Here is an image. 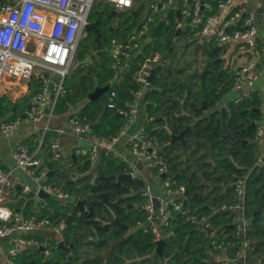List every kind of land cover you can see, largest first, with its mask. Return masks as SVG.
Masks as SVG:
<instances>
[{
	"label": "trees",
	"instance_id": "obj_1",
	"mask_svg": "<svg viewBox=\"0 0 264 264\" xmlns=\"http://www.w3.org/2000/svg\"><path fill=\"white\" fill-rule=\"evenodd\" d=\"M145 11L146 3L142 2L135 15L138 18ZM111 14L112 8L108 4L96 2L90 20L101 16L103 22L99 29L107 33V41L101 38L103 42L98 46L96 40L90 42L87 37L82 40L84 48L101 50L100 59L106 57L104 49L116 35L110 27L108 31L105 29L106 24L112 22ZM176 17L177 12L172 11L165 20L153 26L151 40L139 55L144 62L159 54L158 61L153 63L156 74L142 95L145 110L152 117L146 122V131L160 141L161 152L168 164V175L186 185V209L191 215H208L212 206L232 202L234 183L247 176L246 206L251 218L250 236L253 241L249 261L251 264H264V166L256 165L259 149L256 131L264 118L263 99L254 89L239 103L231 101L219 106L221 98L232 90L235 74L225 61L227 45L217 43L216 38L210 43L199 41L203 43V51L208 53L207 62L203 69L184 76L192 63H183V59L191 46L199 42L189 41L187 48L178 55L177 43L187 40L190 29L186 28L176 36ZM131 20L132 14H128L121 36L125 37L137 28L136 22ZM139 69V65L133 64L121 80L115 68L109 67L107 80H103L109 89L94 101L89 100V94L100 86L91 76H68L64 82L67 92L57 102L56 109L67 105L76 108L83 103L79 115L92 123L106 111L102 122L92 132L102 138L117 136L125 123L118 108L136 100L140 84L134 79V74ZM39 88V84L34 85L33 92ZM112 92L117 94L113 100ZM30 98L27 96L21 101L11 102L6 96H0V117L10 114L8 118H13L23 113L24 108L30 105ZM110 101H115L117 106L110 108ZM204 102L207 109L203 107ZM188 126L185 145L180 140H173L172 134H179ZM55 135L52 132L46 134L45 143L49 148ZM24 142L34 148L32 140ZM46 156L44 164L53 171L50 178L59 180L53 184L72 194V199L60 201L49 198L44 213H52L53 221L70 219L68 224L63 223L62 234L67 245H74L72 257L65 258L69 255L67 252L53 249L51 261H48L39 249L33 252L25 250L19 256L18 264H55L59 256L63 257L59 264H210L206 233L184 216H179L167 228L163 257L155 253L156 242L150 232H129L145 216L139 209L137 214L127 210V203L135 199L142 202L143 198L140 192L122 199L118 196L142 189L145 180L137 177L130 181L119 177L129 173L128 161L114 154L104 155L96 172L90 173L92 162L87 163V159L81 156L71 157L69 168L61 161H51L52 153ZM34 198L35 192H24L21 188L12 195V209L30 216ZM81 198L86 200L88 210L79 214L76 202ZM226 218L224 213L216 215L215 225ZM116 219L126 223L129 229L114 223ZM51 241L57 244L56 239ZM115 241L119 242L110 248L109 243ZM89 247L99 253L107 252V256L91 258V254H84Z\"/></svg>",
	"mask_w": 264,
	"mask_h": 264
},
{
	"label": "built area",
	"instance_id": "obj_2",
	"mask_svg": "<svg viewBox=\"0 0 264 264\" xmlns=\"http://www.w3.org/2000/svg\"><path fill=\"white\" fill-rule=\"evenodd\" d=\"M96 2L108 4L113 16H116L110 27L116 35L104 49V59L99 58L101 50H88L82 46L84 26L95 22L90 20V15ZM142 2L146 3V11L137 18L135 12L139 11ZM172 11L177 12L176 27L190 29L187 36L190 40L204 41L211 36L216 38L217 43L227 45L228 51L234 48L241 54L251 53L246 62L235 63L232 68L235 74L232 90L237 93L233 101L241 102L254 90L260 77L258 59L264 50L261 42L264 0H0V96H6L11 102L24 96L31 97L30 105L23 113L13 118H0V132L5 137L16 136L26 119L32 121L35 124L33 128L40 133L34 148L20 141L12 152L17 167L33 182V185L23 184L21 188L24 192H35V198L40 201L30 216H24L9 206L17 182L12 172L0 168V238L10 239L7 264H18V257L26 246L35 249L44 247L45 255L50 256L54 247L51 239L32 234L43 229L60 234L63 230V223L53 221L52 213L46 214L44 209L48 206L49 198L66 201L72 199V194L48 181L50 170L44 164L43 144L56 104L67 92L65 79L71 75L85 74L106 81L107 70L112 64L123 80L133 64L140 66L134 74V79L140 84L136 100L118 108V113L125 118L120 133L95 141L90 146L78 147L74 152L92 163L112 154L128 161L119 154L120 138L137 122L139 98L149 84L151 64L159 59L156 55L142 62L139 50L142 40L148 35L152 37L153 26L165 20ZM124 12L132 14L131 21L137 24V28L125 37L121 36L127 19ZM36 84L40 88L33 92ZM116 97V92H112L111 100ZM108 106L115 108L117 104L110 101ZM150 119L152 117L145 111L138 132L126 141L131 154L146 161L157 174L156 185L143 178L145 184L140 191L143 201L139 211L145 219L138 221L133 230L150 232L157 243L165 239L167 228L179 216H184L206 233L210 264H251L249 255L253 241L250 236L251 218L246 206L247 176L234 183L232 202L212 206V212L208 215L189 214L186 209L188 201H185L186 185L168 175L161 143L146 131V122ZM92 124L79 115V110L69 120L73 134L78 138L92 133ZM63 132L64 128L57 129L50 142L53 162L63 161L67 157L60 139ZM31 139L36 140L34 137ZM256 140L259 144L256 165L264 166L262 124L257 127ZM128 163L133 179L142 178L137 167L132 162ZM41 190L50 197H40ZM220 213L226 214L227 218L215 225V217Z\"/></svg>",
	"mask_w": 264,
	"mask_h": 264
},
{
	"label": "crops",
	"instance_id": "obj_3",
	"mask_svg": "<svg viewBox=\"0 0 264 264\" xmlns=\"http://www.w3.org/2000/svg\"><path fill=\"white\" fill-rule=\"evenodd\" d=\"M261 42L264 45V32H263L262 37H261ZM234 50H235L234 48H232V49L230 48L229 51H228V49L226 51V54H228V56H229L228 63L231 66V68H233L235 63L242 64V63L246 62V60L251 56V53L249 55L248 54H241L240 52H237V51H234ZM156 55L159 58V54H156ZM258 68H259V72H260V77H259L254 89L257 90L260 93V95H261V97L263 99L262 110H263V113H264V50L261 51V54L259 56ZM75 75H77V74H75ZM78 75H80V74H78ZM91 78H92L93 81H96L95 79H93V76H91ZM95 78H97V77H95ZM98 80L100 81V83L98 85L100 87H102L104 82L102 80H100L99 78H98ZM26 97L27 96L19 98V99L16 100V102L21 101V100H23ZM142 98H143V96H141L139 98L138 104H139L140 109L144 110V112H145L146 110H145V106H144ZM225 103H228V102L225 101ZM225 103H223L222 105H225ZM82 106H83V103H82V105L74 108L69 116H67V115H62L61 116V115H59V116L55 117L54 115H52V117L49 120V125H50L49 132H52L53 134H57V129L64 128V132L60 135V139H61V142H62V147L65 150V152L67 153V157H66L65 160H63V162L68 166V168L70 167L69 164L71 162V157H74L73 155H75L74 152H75L76 148H78V147H87V146H90L95 141L104 139L102 137L96 136L93 132L90 133V134H85L81 138H78V137H76L73 134V131H72L70 125H69V120H70V117L74 114V112L80 110ZM24 110H25V108H24ZM8 116H5L3 118H7ZM142 119L138 118L137 122L130 126V128L127 130L126 134L121 136L120 142H119V146H118V151H119L120 155H122L123 157L127 158V160L129 162H132L137 167V170H138L139 174L143 178V176L145 175L144 171L147 170V169L143 168V164H145L146 167H148L147 166L148 163L146 161H144V160L135 158L131 154L130 149H129L127 143H126V141L128 140V138L131 135H134V134H136L138 132L139 122ZM38 125H40V124H38ZM29 129L31 130V126H25L22 129L20 128V132L16 136L6 137V139H2L0 137V168L12 172V176L17 182L16 183V187L20 186L18 189L15 187V191H14L13 194H15L19 189H21V186L23 184L29 183V184L33 185V182L30 179H28L26 177V175L17 167V164H16V162H15L13 156H12L13 149L15 148L17 143L20 142V141H24L26 139H30V140L33 141L32 146L33 147L36 146L37 138L40 135H37L36 133H33V134H30L28 136ZM1 135L2 134L0 132V136ZM31 137H34L36 140L31 139ZM46 146H47L46 143L43 144V147L46 148ZM44 153H45V160H46V158H47V156H46L47 155V149H46V152L44 151ZM101 159H102V157L97 162L93 163L95 165L92 167L90 173H95L93 171H94V169H95V171L97 170V164L100 162ZM141 164H142V166H141L142 168L140 167ZM72 167H74V166H71V168ZM52 173H53V171H50L49 178L52 176ZM79 176H81V175H79ZM145 178L146 177L144 176V179ZM146 180H148V179L146 178ZM48 181H49V179H48ZM154 182L157 183L156 180ZM11 198H12V196H11ZM46 230H49V229H43L41 231V233H40V237L41 238L56 239L57 241L60 238H63V234H62L63 232L59 234L56 231H52V232H49L47 234ZM133 231H134L133 228L129 229V232H133ZM35 234H38V231L33 233L32 235H35ZM45 234H47L46 237H45ZM9 240H10L9 238H1L0 239V264H7V251H8V248H9ZM118 242L119 241L110 242L109 243V245L111 244L110 248H112ZM25 250H30V252L34 251L31 248H28L26 246V247H23L21 254ZM71 254H72V252H71ZM99 254H101V255L97 254L95 256H104V257L107 256V252L106 253L103 252V253H99ZM69 256H70V254L68 256H66L65 258L69 259ZM92 257H94V256H91V258ZM62 261H63V257L59 256V257H57V261H55V262L58 263V262H62Z\"/></svg>",
	"mask_w": 264,
	"mask_h": 264
},
{
	"label": "rangeland",
	"instance_id": "obj_4",
	"mask_svg": "<svg viewBox=\"0 0 264 264\" xmlns=\"http://www.w3.org/2000/svg\"><path fill=\"white\" fill-rule=\"evenodd\" d=\"M127 12H124V17L125 18H127ZM116 20V16H113L112 17V22H109V23H107L106 25V27H105V29L108 31V28L113 24V22ZM213 39V37H209V38H207V39H205L203 42H207V43H210L211 42V40ZM151 40V37H150V35H148L147 37H145L143 40H142V46H141V49L139 50V52L140 53H142V49H143V46L148 42V41H150ZM196 40H198V39H196ZM184 41L185 40H180L178 43H177V52H178V55H180V53L181 52H183V44H184ZM197 42H199V41H197ZM201 42H199L197 45H193V47H191L190 48V50L187 52V54H186V56L184 57V62L183 63H186V62H188V63H192V65L190 66V68L188 69L189 71L188 72H186L185 74H184V76H186L187 74H189V72H193L194 70H196V69H198V70H201V69H203V66L206 64V62H207V59H208V53H206L205 51H203V46H201L200 48H199V50L197 51L196 50V48H197V46L200 44ZM201 44H203V43H201ZM225 56V58H226V63L229 61V56H228V54H225L224 55ZM88 60V59H87ZM154 63V62H153ZM153 63L151 64L152 65V67H153ZM109 67H112V64H111V66H109ZM93 79H95L96 81V83L97 84H99L100 83V81L98 80V78H95V77H93ZM236 92L235 91H233V90H231L229 93H227L223 98H221V100L219 101V105L220 106H222V104L223 103H225V101H227V102H231V101H233L234 100V98H235V96H236ZM227 103H225V105H226ZM49 105L51 106V103H49ZM73 109H74V107L73 106H69L68 107V105L67 106H64L63 108L61 107V106H59V108L58 109H56V107H55V110H54V112H53V115L56 117V116H59V115H67V116H69L70 114H71V112L73 111ZM143 116H144V110H142V109H140V112H139V115H138V118L139 119H142L143 118ZM1 119H3V117H0ZM68 118V117H67ZM52 124V123H51ZM34 123L32 122V121H29V120H23V125H22V127H21V129L22 128H24L25 126H31V130H29V133H28V136L30 135V134H33V133H36L37 135H40V133L38 132V130L36 129V128H33L34 127ZM262 125H264V118H263V120H262ZM167 130H169V128H167ZM2 139H6V137L5 136H3V135H1L0 136ZM51 154V149L49 148V145L47 146V154ZM61 164H65L63 161H61ZM95 164H93L92 163V167L94 166ZM142 166V164L140 165V167ZM148 166V165H147ZM142 168V167H141ZM143 168H145V169H147V170H145L144 171V173H145V177L148 179V180H150V181H152L153 182V185L155 184L154 183V181H155V179L157 178V174L151 169V168H149V166L148 167H146V165L145 164H143ZM93 172H96L95 171V169H94V171ZM144 176H143V178H144ZM145 178V179H146ZM49 179V181L51 182V183H58V178H53V179H51V178H48ZM141 190V189H140ZM13 202V201H12ZM40 201L39 200H37L36 198H34L33 199V201H32V210L38 205V203H39ZM9 206L12 208V204H11V202H10V204H9ZM46 232H47V234L49 233V232H52V230L51 229H49V230H46ZM40 233H41V231H39L38 232V234H35L34 236H36V237H38V238H41L40 237ZM47 234H45V237L47 236ZM52 235V234H51ZM1 239V238H0ZM43 239H45V238H43ZM110 246H111V244H110ZM31 249L32 250H36L34 247H31ZM91 254V256H95V255H101V254H99L93 247H89V248H87L86 249V251L84 252V254ZM106 253V252H105ZM48 258V259H47ZM47 260L48 261H51V255L50 256H47Z\"/></svg>",
	"mask_w": 264,
	"mask_h": 264
},
{
	"label": "water",
	"instance_id": "obj_5",
	"mask_svg": "<svg viewBox=\"0 0 264 264\" xmlns=\"http://www.w3.org/2000/svg\"><path fill=\"white\" fill-rule=\"evenodd\" d=\"M260 12L262 10H259ZM114 13L111 14V16L113 17ZM179 15V13H178ZM102 18L101 16L99 15L98 18L95 20V22L93 23H88L84 26V31H85V34H90V33H94L96 35V38L97 40L99 41L101 38H105V35L103 32L100 31L99 29V24L102 22ZM188 22H190V18H188ZM181 28H179L177 30V36H179V34L181 33ZM203 46V44H199L197 46V49L196 50H199V48ZM134 57L132 58V61H134ZM156 74V68L155 66L152 67L151 69V72H150V75L148 76V82L151 83L153 77L155 76ZM109 89V85H105V86H102V87H99L97 88L95 91L91 92L89 94V100L90 101H94L96 99H98L101 95H103L105 92H107V90ZM205 109H207V105L206 103L204 102V106H203ZM258 109V108H257ZM106 111L100 116L99 120L97 122H94L92 124V128L93 129H96L98 128V126L100 125V123L102 122L103 118H104V115H105ZM255 123L253 122V125ZM189 130V126L182 130L179 134H172V137H173V140H180L184 145L186 144V140H185V133ZM74 157L76 155H73ZM87 163H91V160H86ZM50 175V173H49ZM163 177L165 176V174L162 175ZM120 178H126V179H129L130 181L133 180V177L131 174H127V173H124L122 175L119 176ZM71 183L74 182V180H71L70 181ZM20 186H17L16 188L18 189ZM39 196L40 197H46V198H49L50 195L46 192H44V190H41L39 192ZM187 202V199L185 200ZM85 203H86V200L85 199H79L77 202H76V205L78 206L79 208V214H81L83 211L85 210H88L85 206ZM70 221V219H67V220H64V221H61V220H58V222H63L65 225L68 224V222ZM115 223L119 224L120 226H124L126 229H129V226L126 225V224H123L121 221H119L118 219H116L114 221ZM165 243H166V240L165 239H161L159 240L157 243H156V249H155V253L157 255H159L160 257H163L164 256V247H165ZM74 248V245L71 244V245H67L65 240L63 238H60L58 241H57V244H56V247H54L53 249H58V250H62L64 252H67L70 254L69 258L72 257L71 255V252ZM39 250L42 252V256L45 257V248L44 247H40ZM55 264H58L57 262H55Z\"/></svg>",
	"mask_w": 264,
	"mask_h": 264
},
{
	"label": "flooded vegetation",
	"instance_id": "obj_6",
	"mask_svg": "<svg viewBox=\"0 0 264 264\" xmlns=\"http://www.w3.org/2000/svg\"><path fill=\"white\" fill-rule=\"evenodd\" d=\"M103 20V19H102ZM176 21L178 22V19H176ZM103 22V21H102ZM101 22V23H102ZM111 27V26H110ZM178 29V28H177ZM184 30V28H182V30H181V32ZM84 32V31H83ZM104 33V32H103ZM104 35H105V38H102L103 40H104V42L105 41H107V33H104ZM180 35V34H179ZM177 36V35H176ZM88 38L89 39V41L90 42H93L94 40H96L97 41V45L98 46H100L101 45V43L103 42V40H97V38H96V35L94 34V33H90V34H85L84 36H83V39L84 38ZM187 38V37H186ZM82 39V40H83ZM189 41H191L189 38H187V40L186 41H184V44H183V49L184 48H187V46H188V42ZM192 47V46H191ZM197 49V48H196ZM198 51V50H197ZM183 52H181L180 54H182ZM141 190H140V188H138V189H134V190H131V192L130 193H128V194H125V195H123V196H118L119 197V199H122V198H127L128 196H131V195H133V194H136V193H139ZM128 205H127V210H130V211H134V213L135 214H137V211H138V209H139V206L141 205V201L139 200V199H135L134 201H128V203H127ZM120 221V220H119ZM122 222V221H121ZM63 223V222H62ZM115 223V222H114ZM123 224H126V223H124V222H122ZM127 225V224H126ZM54 247H56V244L54 245ZM53 247V248H54Z\"/></svg>",
	"mask_w": 264,
	"mask_h": 264
}]
</instances>
